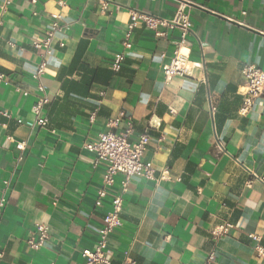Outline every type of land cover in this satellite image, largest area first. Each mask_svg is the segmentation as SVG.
<instances>
[{"label":"crops","instance_id":"1","mask_svg":"<svg viewBox=\"0 0 264 264\" xmlns=\"http://www.w3.org/2000/svg\"><path fill=\"white\" fill-rule=\"evenodd\" d=\"M185 1L192 77L166 80L163 66L179 30L158 38L137 25L120 71L110 65L123 50L129 10L171 19L176 0H14L5 11L0 0V74L7 81L0 82V111L7 114L0 115V264H85L82 253L94 247L123 177L99 200L105 165L94 167L83 146L119 113L115 132L131 119V142L148 134L143 163L155 180L129 181L121 226L108 238L111 264H204L211 251L214 264H264L255 253L257 244L264 248V99L238 114L242 69L252 64L264 72V0ZM53 15L64 35H55L42 78L48 123L31 128L38 96L31 75L39 63L31 42ZM8 137L26 143L22 162ZM165 167L169 178L161 179ZM225 222L234 228L214 240L212 229ZM37 223L49 238L33 251L26 241Z\"/></svg>","mask_w":264,"mask_h":264},{"label":"built area","instance_id":"2","mask_svg":"<svg viewBox=\"0 0 264 264\" xmlns=\"http://www.w3.org/2000/svg\"><path fill=\"white\" fill-rule=\"evenodd\" d=\"M14 0H2V11H5ZM178 8L175 15L171 19H165L161 17L153 16L144 11L129 10L128 16L130 23L124 30L123 40L121 42L122 51L116 54L111 62L110 68L114 73H118L121 68V64L124 61V51H128L132 48L131 36L133 30L137 25H143L149 29L158 38L166 37L168 31L179 30L180 39L175 42V50L171 60L163 66V74L166 80L172 78H179L181 80H187L192 77L193 65L190 61L189 44L187 37L190 33L189 23V9L191 5L185 0H176ZM103 8L106 5L103 4ZM56 34L64 35V27L60 24L58 16L53 15L52 21L49 24L48 29L44 32V35L40 38L34 39L31 42V46L38 52L39 63L36 65L34 73L31 75V79L34 82L38 96L32 107L34 114V120L28 123L31 128H45L48 120L42 116V110L48 103V97L45 91V87L42 84V78L46 74L49 60L53 53V43ZM58 46L63 49L65 47L64 42H59ZM8 47L14 48L13 43H8ZM0 82L7 84L5 77L0 74ZM24 97L29 95L28 91H22L16 89ZM239 93L242 101L238 114L240 116L248 115L261 99H264V72L258 67L252 64L245 65L241 72V84L239 87ZM214 112V108H211V113ZM170 113L173 115L175 111L170 109ZM0 115L6 116L7 114L0 111ZM124 114L119 113L118 117L109 120L106 123V131L99 135V139L92 144H85L83 148L93 155V166L96 167L99 164L105 165V172L103 175L102 188L98 192L99 200L103 199L107 195V190L114 185L115 178L122 176L121 191L118 195L112 199L111 209L105 214L103 220V226L98 234V238L92 249L84 250L82 256L85 259V264H111V257L108 253L107 243L108 238L112 235L120 226L121 219L120 214L122 212V197L128 192L129 181L134 177L143 178L146 181L155 180V170L143 163L144 151L149 144V136L146 133L139 135L135 142L130 141V137L133 134V124L131 119H128L126 127L123 131L117 133L114 131L119 126ZM95 115L90 117V122L94 121ZM21 123V121H18ZM9 142H14L15 150L18 152L17 162H22L26 149L25 142H15L11 137H8ZM216 148L219 152L224 150L223 145L217 141ZM169 169L163 168L161 171V179L169 178ZM258 181L264 185V178H258ZM251 182H248V185ZM6 205V199L0 198V219ZM233 225L225 222L222 225L215 227L211 231L212 238L219 240L229 235L233 229ZM49 238V230L45 224L37 223L33 235L26 241L27 246L33 250H40ZM255 242L259 241V237H250ZM255 253L258 258L264 259V248L260 245L255 246ZM3 256V251L0 248V258ZM216 252L211 251L204 264H214L216 262ZM124 264H133L131 261H127Z\"/></svg>","mask_w":264,"mask_h":264}]
</instances>
